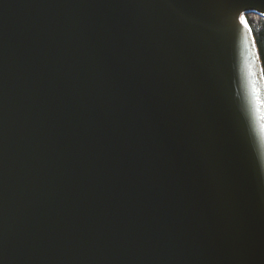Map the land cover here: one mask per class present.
Wrapping results in <instances>:
<instances>
[{
  "label": "water",
  "instance_id": "1",
  "mask_svg": "<svg viewBox=\"0 0 264 264\" xmlns=\"http://www.w3.org/2000/svg\"><path fill=\"white\" fill-rule=\"evenodd\" d=\"M249 14L0 0V264H264Z\"/></svg>",
  "mask_w": 264,
  "mask_h": 264
},
{
  "label": "trees",
  "instance_id": "2",
  "mask_svg": "<svg viewBox=\"0 0 264 264\" xmlns=\"http://www.w3.org/2000/svg\"><path fill=\"white\" fill-rule=\"evenodd\" d=\"M244 22L253 36L264 80V19L260 16L249 14V16H244Z\"/></svg>",
  "mask_w": 264,
  "mask_h": 264
},
{
  "label": "snow or ice",
  "instance_id": "3",
  "mask_svg": "<svg viewBox=\"0 0 264 264\" xmlns=\"http://www.w3.org/2000/svg\"><path fill=\"white\" fill-rule=\"evenodd\" d=\"M243 19H244V17L242 16L241 20H243ZM253 95H254V97L257 95V90L255 89V87L253 88ZM257 111H258L259 119L264 120V113H261L259 111V108L257 109ZM261 130H262V132H264V124H261Z\"/></svg>",
  "mask_w": 264,
  "mask_h": 264
},
{
  "label": "rangeland",
  "instance_id": "4",
  "mask_svg": "<svg viewBox=\"0 0 264 264\" xmlns=\"http://www.w3.org/2000/svg\"><path fill=\"white\" fill-rule=\"evenodd\" d=\"M241 22L246 26V24H245V22H244V19L243 20H241ZM247 27V26H246ZM249 28V27H248Z\"/></svg>",
  "mask_w": 264,
  "mask_h": 264
}]
</instances>
